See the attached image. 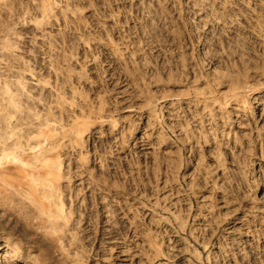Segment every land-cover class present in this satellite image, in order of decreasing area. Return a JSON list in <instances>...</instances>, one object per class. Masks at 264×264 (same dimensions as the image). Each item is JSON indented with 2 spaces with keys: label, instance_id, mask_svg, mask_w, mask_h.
<instances>
[{
  "label": "rangeland",
  "instance_id": "374dc122",
  "mask_svg": "<svg viewBox=\"0 0 264 264\" xmlns=\"http://www.w3.org/2000/svg\"><path fill=\"white\" fill-rule=\"evenodd\" d=\"M0 264H264V0H0Z\"/></svg>",
  "mask_w": 264,
  "mask_h": 264
}]
</instances>
